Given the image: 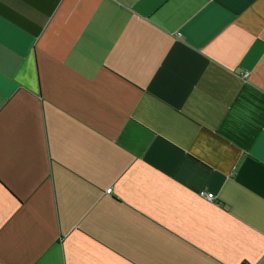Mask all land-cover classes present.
I'll use <instances>...</instances> for the list:
<instances>
[{
	"label": "crops",
	"instance_id": "1",
	"mask_svg": "<svg viewBox=\"0 0 264 264\" xmlns=\"http://www.w3.org/2000/svg\"><path fill=\"white\" fill-rule=\"evenodd\" d=\"M239 262L264 264V0H0V264Z\"/></svg>",
	"mask_w": 264,
	"mask_h": 264
},
{
	"label": "built area",
	"instance_id": "2",
	"mask_svg": "<svg viewBox=\"0 0 264 264\" xmlns=\"http://www.w3.org/2000/svg\"><path fill=\"white\" fill-rule=\"evenodd\" d=\"M110 189H111V186H106V187H105V191H107V192H109ZM199 194H200L201 196H204V197L209 198V199L213 198V196H214L213 191H211V190H206V189H204V188H202V189L199 190ZM241 263H242V262H239V264H241Z\"/></svg>",
	"mask_w": 264,
	"mask_h": 264
}]
</instances>
